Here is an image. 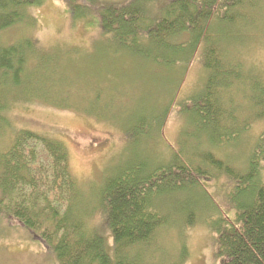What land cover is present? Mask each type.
Wrapping results in <instances>:
<instances>
[{"label": "trees", "instance_id": "obj_1", "mask_svg": "<svg viewBox=\"0 0 264 264\" xmlns=\"http://www.w3.org/2000/svg\"><path fill=\"white\" fill-rule=\"evenodd\" d=\"M62 1L73 19L95 16L99 34L114 44L113 52L136 54L170 72L178 70L179 78L198 55L205 80L178 108L186 139L199 146L185 155L186 142L181 141L164 159L152 155V160H127L86 196L70 172L63 140L32 129L12 130L6 117L10 100L39 98L50 103L43 95L45 85L36 86L34 78L38 70L53 67V58L46 57L34 38L0 42V143L4 131H10L0 149V229L22 230L29 239L36 238L55 254L58 264H162L160 243L147 262L143 254L162 231L174 227L170 214L163 211L164 201L177 207H172L181 217L175 238L182 244L183 229L195 223L194 204L188 197L196 190L210 197L207 181L223 176L234 184L236 194L233 218L223 215L215 228L220 264H264V80L228 60L222 38L212 28L238 14L247 0ZM42 3L0 0V33L31 25L35 18L31 10ZM244 89H249L245 94L249 107L237 109L242 118L235 117L231 106L240 102ZM168 108L170 104L165 106L159 133ZM244 112L253 116L251 120L259 119L262 128L244 170H238L213 151L236 140L242 123L246 125ZM101 114L98 117L106 116ZM145 119L139 115L132 127L142 130ZM179 255L187 257L184 246Z\"/></svg>", "mask_w": 264, "mask_h": 264}, {"label": "rangeland", "instance_id": "obj_2", "mask_svg": "<svg viewBox=\"0 0 264 264\" xmlns=\"http://www.w3.org/2000/svg\"><path fill=\"white\" fill-rule=\"evenodd\" d=\"M247 2L238 8V14L215 22L212 28L218 33L216 36L222 38L226 58L236 60L244 72L264 80V0ZM31 14L35 17L31 25L20 24L2 31L0 42L10 44L23 37L36 39L46 57L53 58L54 62L53 67L36 72L35 85H45L43 95L51 104L79 109L59 110L42 99L20 101L28 98L19 96V100L9 101L6 117L12 130L32 129L63 140L70 172L86 196L99 187L103 176L127 160H152L153 156L164 159L181 141L186 142L185 155L192 146H199L190 138L186 139L184 117L178 108L205 80L206 72L198 55L179 78L177 69L170 72L165 66L136 54L113 52L114 44L99 34L95 16L73 19L62 0H43ZM248 91L239 96L240 102H235L234 108L231 106L235 117L242 115L237 109L249 107L245 99ZM169 104L159 133L165 106ZM89 111L98 115L106 113V116L98 117ZM141 114L146 118V125L136 131L132 126L135 127ZM249 115L245 114L246 125L242 123L243 130L236 140L213 151L238 170H244L246 157L261 134V121L251 120L253 116ZM246 117L249 118L246 120ZM9 133L4 131L0 149L8 142ZM206 187L210 197L196 189L195 194L188 197L194 204L195 223L183 229L182 244L175 238V229L180 228L181 222V217L173 210L177 207H168L170 203L164 201L167 206L163 211L170 214L174 227L162 231L158 241L152 242L151 249H144L145 262L160 243L164 254L159 260L162 264H220L215 228L223 215L233 218L236 188L223 176L207 181ZM172 198L176 200L175 196ZM33 239L22 230L0 229V264H58L55 254ZM182 246L187 249L185 260L179 255Z\"/></svg>", "mask_w": 264, "mask_h": 264}]
</instances>
